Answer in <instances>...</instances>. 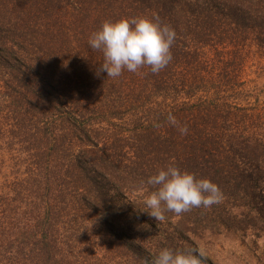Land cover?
<instances>
[{"label":"trees","instance_id":"trees-1","mask_svg":"<svg viewBox=\"0 0 264 264\" xmlns=\"http://www.w3.org/2000/svg\"><path fill=\"white\" fill-rule=\"evenodd\" d=\"M139 16L176 30L172 61L108 77L89 36ZM263 56L264 0H0V148L18 167L0 264H145L206 230L264 237ZM170 164L221 202L150 216L147 179Z\"/></svg>","mask_w":264,"mask_h":264},{"label":"clouds","instance_id":"clouds-1","mask_svg":"<svg viewBox=\"0 0 264 264\" xmlns=\"http://www.w3.org/2000/svg\"><path fill=\"white\" fill-rule=\"evenodd\" d=\"M176 36V30L161 23L158 17L139 16L104 21L100 29L89 36L88 42L92 49L103 53L99 71L115 78L125 70L139 72L144 66H149L152 73H159L173 59L171 49ZM167 119L181 135L188 133V126H181L173 114L169 113ZM154 126L159 127V124ZM147 184L156 190L144 198V203L150 209L147 213L158 221L165 219V211L179 215L194 207H211L223 199V192L216 183L208 178L198 179L194 173L181 171L172 164L149 176ZM145 264H204L203 252L196 248L165 247Z\"/></svg>","mask_w":264,"mask_h":264},{"label":"rangeland","instance_id":"rangeland-1","mask_svg":"<svg viewBox=\"0 0 264 264\" xmlns=\"http://www.w3.org/2000/svg\"><path fill=\"white\" fill-rule=\"evenodd\" d=\"M261 59L263 64L264 56ZM249 63H253L252 59ZM260 81L264 86V75ZM262 102L264 103V100ZM3 108V96L0 93V111ZM1 143L3 144L2 139H0V145ZM14 155L0 148V185L13 181L16 176L18 167L13 158ZM193 242L196 248L207 255L206 259L211 264H264V237L256 238L251 232L220 234L206 230L194 236Z\"/></svg>","mask_w":264,"mask_h":264}]
</instances>
